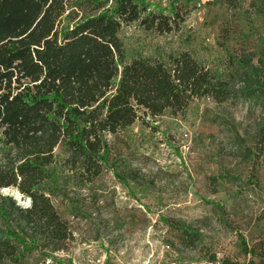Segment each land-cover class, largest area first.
<instances>
[{
    "label": "rangeland",
    "instance_id": "374dc122",
    "mask_svg": "<svg viewBox=\"0 0 264 264\" xmlns=\"http://www.w3.org/2000/svg\"><path fill=\"white\" fill-rule=\"evenodd\" d=\"M143 1L164 13L175 5L184 21L165 34L122 25L124 61L187 51L227 81L232 96L195 99L175 116L140 114L106 135L118 175L108 165L89 184L66 169L57 148L47 187L72 239L51 255L26 252L20 264L259 260L242 247L264 238V98L249 96L264 87V0ZM132 168L135 181L116 177Z\"/></svg>",
    "mask_w": 264,
    "mask_h": 264
},
{
    "label": "trees",
    "instance_id": "16d2710c",
    "mask_svg": "<svg viewBox=\"0 0 264 264\" xmlns=\"http://www.w3.org/2000/svg\"><path fill=\"white\" fill-rule=\"evenodd\" d=\"M183 21L175 5L164 13L143 0H0V264L66 250L72 239L47 187L57 148L66 169L89 184L108 165L118 175L106 135L140 114L175 116L195 99L232 96L228 82L187 51L124 61L122 25L165 34ZM249 96L264 98V87ZM121 173L119 180L140 175ZM242 251L259 259L246 264H264V238Z\"/></svg>",
    "mask_w": 264,
    "mask_h": 264
},
{
    "label": "built area",
    "instance_id": "2783aa9c",
    "mask_svg": "<svg viewBox=\"0 0 264 264\" xmlns=\"http://www.w3.org/2000/svg\"><path fill=\"white\" fill-rule=\"evenodd\" d=\"M22 203H26V206H29V200L25 199ZM204 264H223L222 260H220L219 258H214L208 262H205Z\"/></svg>",
    "mask_w": 264,
    "mask_h": 264
},
{
    "label": "water",
    "instance_id": "95a60500",
    "mask_svg": "<svg viewBox=\"0 0 264 264\" xmlns=\"http://www.w3.org/2000/svg\"><path fill=\"white\" fill-rule=\"evenodd\" d=\"M24 200H25V198L22 195H19L18 196V201L19 202H23Z\"/></svg>",
    "mask_w": 264,
    "mask_h": 264
}]
</instances>
